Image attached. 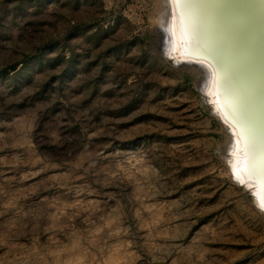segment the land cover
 <instances>
[{
  "label": "rangeland",
  "instance_id": "rangeland-1",
  "mask_svg": "<svg viewBox=\"0 0 264 264\" xmlns=\"http://www.w3.org/2000/svg\"><path fill=\"white\" fill-rule=\"evenodd\" d=\"M160 1L0 0V264H264Z\"/></svg>",
  "mask_w": 264,
  "mask_h": 264
},
{
  "label": "bare ground",
  "instance_id": "bare-ground-1",
  "mask_svg": "<svg viewBox=\"0 0 264 264\" xmlns=\"http://www.w3.org/2000/svg\"><path fill=\"white\" fill-rule=\"evenodd\" d=\"M160 2L162 8L156 20L165 36L163 56L173 66H201L198 71L202 77L196 86L199 100L227 137L225 148L217 150L231 182L251 194L253 203L245 201L259 217L264 216L257 206L259 181L255 180L251 188L241 185L238 181L245 177L229 168L237 160L241 130L264 162V0H191L182 6L168 0ZM181 15L188 41L202 53L200 63L180 57L182 37L177 21ZM169 50L176 55V61L165 55Z\"/></svg>",
  "mask_w": 264,
  "mask_h": 264
},
{
  "label": "snow or ice",
  "instance_id": "snow-or-ice-1",
  "mask_svg": "<svg viewBox=\"0 0 264 264\" xmlns=\"http://www.w3.org/2000/svg\"><path fill=\"white\" fill-rule=\"evenodd\" d=\"M191 0H168V3L175 5H186L190 3ZM177 28L182 37L181 39V49L180 57L181 59H191L195 60L196 63H200L198 57L202 54L198 49L193 47L186 37V29L184 25L183 15L177 21ZM165 55L169 56L171 59L176 61L177 57L171 52V50L166 51ZM225 123H228L225 120ZM232 125H229L231 127ZM234 135H236L234 133ZM238 143V152L237 160L235 164H230L229 168L233 173H241L245 179L239 180L238 182L241 185L251 188L255 180L259 181L260 186V196L257 206L264 211V162L258 157L254 147L249 143L247 135L244 130H241L239 134Z\"/></svg>",
  "mask_w": 264,
  "mask_h": 264
},
{
  "label": "water",
  "instance_id": "water-1",
  "mask_svg": "<svg viewBox=\"0 0 264 264\" xmlns=\"http://www.w3.org/2000/svg\"><path fill=\"white\" fill-rule=\"evenodd\" d=\"M166 59V58H165ZM167 61V60H166ZM168 62V61H167ZM196 92H197V95L199 96V91L197 90V88H196ZM200 103H201V101H200ZM204 104H206L205 103V101H204ZM201 106H202V108H203V105H202V103H201ZM204 109V108H203ZM204 111H205V109H204ZM206 112V111H205ZM217 153L219 154V150H217ZM219 156L222 158V156L219 154ZM230 182H231V180H230ZM232 183V182H231ZM236 187L240 190V188L236 185ZM240 196L244 199V200H246L247 202H250V203H253V201H252V199H251V194L249 193V192H242L241 190H240ZM260 217L262 218V219H264V216H261L260 215Z\"/></svg>",
  "mask_w": 264,
  "mask_h": 264
}]
</instances>
